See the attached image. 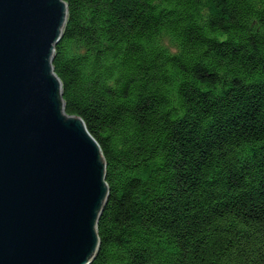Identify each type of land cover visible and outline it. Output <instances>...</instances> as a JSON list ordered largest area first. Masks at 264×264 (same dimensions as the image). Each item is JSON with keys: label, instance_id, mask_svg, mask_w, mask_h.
<instances>
[{"label": "trees", "instance_id": "obj_1", "mask_svg": "<svg viewBox=\"0 0 264 264\" xmlns=\"http://www.w3.org/2000/svg\"><path fill=\"white\" fill-rule=\"evenodd\" d=\"M53 67L107 164L91 264H264V0H64Z\"/></svg>", "mask_w": 264, "mask_h": 264}, {"label": "water", "instance_id": "obj_2", "mask_svg": "<svg viewBox=\"0 0 264 264\" xmlns=\"http://www.w3.org/2000/svg\"><path fill=\"white\" fill-rule=\"evenodd\" d=\"M64 0H0V264H91L107 164L68 115L55 49Z\"/></svg>", "mask_w": 264, "mask_h": 264}]
</instances>
